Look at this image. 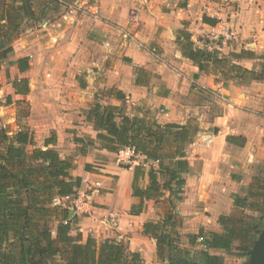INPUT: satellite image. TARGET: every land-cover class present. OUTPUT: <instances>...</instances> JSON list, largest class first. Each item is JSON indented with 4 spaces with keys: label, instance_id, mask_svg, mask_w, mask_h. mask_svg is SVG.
Returning <instances> with one entry per match:
<instances>
[{
    "label": "crops",
    "instance_id": "1",
    "mask_svg": "<svg viewBox=\"0 0 264 264\" xmlns=\"http://www.w3.org/2000/svg\"><path fill=\"white\" fill-rule=\"evenodd\" d=\"M167 1H170L167 8L147 10L145 7L136 8L138 0H100V14L110 23H104L96 16L97 9L92 12L93 17L88 23L82 16L75 18L68 27L63 25V21L40 23L38 27L45 28L36 29V34L32 32L33 36L24 43L28 42V51L26 48L24 53L21 52L16 61L29 57L36 63L50 57L55 63L50 62L49 66L61 65L63 70L60 74L53 73V79L40 93H36V86L31 84L29 95L21 96L14 92L9 95L14 101L30 103L28 128L35 134L37 147L44 148L45 140L54 134L57 144L51 147L57 149L62 158H72L61 152L68 137H72V144L80 148L75 138L96 139L97 135L83 111L97 102L120 106L122 103L116 98V92L125 96L128 105L147 102L152 107L162 108L161 111L168 110L165 115L157 116L158 123L180 125L188 121L179 118L184 109L180 105L182 95H189L196 89H212L226 94L229 102L224 115L215 117L208 124L212 126V133L205 123L194 143L188 147L190 172L185 175L183 200L178 202L176 209L179 219L184 221V233L194 235L202 228L207 232L220 233L222 228L218 218L237 209L232 195L243 194V189L251 183L254 168L264 161V81H253L247 86L232 82L236 85L221 88L215 83L213 75L200 73L189 58L193 49L188 57L184 56L188 42L179 35L177 39L176 34L178 30L186 31L194 46L203 49L202 39L213 34L214 29L226 21V15L236 12L233 25L239 32L238 39L228 44L216 43V48L224 54L251 51L256 56H264V0H222V3L217 0ZM131 7L136 14L134 18L140 20L137 35L141 42L129 45L123 17ZM205 17L216 20V24L204 23ZM205 47L211 48L208 45ZM155 50H158L157 54L153 53ZM238 64L248 70H259L260 61L241 59ZM139 69L156 73L158 76L153 77V81L158 79L159 86L149 83L146 78L145 83L138 85L136 72ZM196 74L200 75L198 80L194 79ZM26 77L20 74L16 79ZM48 106L56 111L50 120ZM229 137L236 140L228 142ZM92 148L90 155L88 149L85 153L79 150L72 175L99 182L102 190L95 196V210L91 217H73L72 234H81L85 241L89 237L87 229L93 228L91 237L98 244L106 241L123 243L129 251L139 253L145 264H157L156 241L144 234V225L154 219L158 208L154 207L153 201H149L144 203L140 215L131 214L132 206L140 203L132 195L134 170L136 166L145 165L144 159L136 156L132 161H122L118 154L99 149V145ZM197 161H200L198 170ZM96 162H101L98 164L100 169L94 167ZM122 162H126L125 167H121ZM87 165L93 166L92 171H86ZM147 185L146 176L145 187ZM209 192L220 195L217 205L209 204L214 202L210 200L213 195ZM149 203L152 206L147 208ZM188 206L197 209L186 211ZM199 207L217 213L213 221L201 214ZM111 212L120 214L116 230L102 224L104 216ZM212 251L219 250H210V253Z\"/></svg>",
    "mask_w": 264,
    "mask_h": 264
},
{
    "label": "trees",
    "instance_id": "2",
    "mask_svg": "<svg viewBox=\"0 0 264 264\" xmlns=\"http://www.w3.org/2000/svg\"><path fill=\"white\" fill-rule=\"evenodd\" d=\"M35 1L0 2V71L15 53L13 43L23 33L25 22L36 19ZM50 3L59 4L52 0ZM204 23L215 25L216 20L205 17ZM178 35L188 42L184 48V56L188 57L194 47L191 36L186 31ZM230 56L217 49L213 52L196 49L193 61L200 73L223 75L225 88L229 82L247 86L253 81H264V56H256L251 51ZM241 59H258L259 70L242 67L238 64ZM14 65L20 74L31 69L28 57ZM146 74L144 70L136 72L138 85L145 83ZM199 77L196 74L194 79ZM12 88L16 95L30 93L27 78L15 79ZM115 95L122 103L120 106L97 102L86 111L85 119L93 126L96 139L75 138L74 141L81 145L82 153L96 145L116 154L131 148L135 156L144 159L148 170L142 164L134 170L132 195L140 203L132 206L131 214L140 215L145 202L167 201L170 209L163 220L145 223L144 234L156 241L158 257L164 258L166 248L169 262L176 263L182 254L174 240L181 225L176 209L183 200L185 175L190 172L187 150L200 133L199 126L192 122L161 125L153 119L130 116L126 112L125 96L121 92ZM12 104L10 95L5 104L0 102V107ZM1 122L0 117V243L5 246L0 252V264H53L57 259L64 264H145L139 253L129 251L123 243L98 244L91 236L84 241L81 234L73 235V217L68 210L54 206V201L75 195L81 187L82 178L72 175L74 158H62L53 148L57 144L54 134L45 140L44 148H39L29 128L10 134ZM235 140L228 138V142ZM92 167L87 165L86 171H92ZM256 170L244 196L233 195L234 206L245 213L220 216V233L202 228L197 234L187 236L191 246L199 243L203 247L200 264H224L223 257L210 255V250L226 253L237 250L241 257H249L264 232V164ZM146 176L148 185L142 188L141 182Z\"/></svg>",
    "mask_w": 264,
    "mask_h": 264
},
{
    "label": "rangeland",
    "instance_id": "3",
    "mask_svg": "<svg viewBox=\"0 0 264 264\" xmlns=\"http://www.w3.org/2000/svg\"><path fill=\"white\" fill-rule=\"evenodd\" d=\"M1 1H7V0H0V2ZM52 1H57V2H59L60 5L59 4L57 5L55 3H50V0H36L35 1L36 19L35 20H27L25 22L23 33L13 43L14 49L16 48L15 53L4 64L2 70L0 71V102L2 104L6 103V98L8 96H10L9 95L10 92H11V94H13V92H14L13 88H12V83L20 75V73L17 70L16 65H14V63L16 62L17 57H20V53L21 52L24 53L26 48L28 51V48H29L28 42L26 43V45L24 43L27 40L28 41L30 40V36H33L32 32H34V34H36V29L43 30L45 28V27L39 28L38 26L40 23L46 24V23H49L50 21H51V23H57V22L62 23V21H63L64 22L63 25L68 27L69 25L71 26L72 23L74 22L75 18H77L79 16H82L83 19H86V22L88 23L89 19L91 17H93L92 12H94V10H96V9H97L96 16H99L98 18H100L104 23H110V21L108 19L102 17V14H100L101 8H102V7L100 8V6H101L100 0H52ZM118 1L121 2V0H118ZM184 1H186V0H182L181 2H184ZM217 1H218V3L223 2L222 0H217ZM169 2L170 1H167V0H138L136 8L143 9L145 7V9H147V10H152V9L154 10L155 8H160V9L161 8H167V6H168L167 4H169ZM117 9H119V8L117 7ZM114 10L116 11V9H114ZM126 11L127 12H126V15L123 17V20L126 22V26H127V27L124 26V28L125 29L127 28L126 37H127V40L129 41L128 43H129V45L140 43L141 42L140 37L137 35L139 30H140V25H139L140 20H136L133 18V17H136V14L134 13L133 7L128 8V10H126ZM110 12H111V10H110ZM149 13H150V15L154 16L151 12H149ZM235 14H236V12H233L232 14L226 15L227 19H226V21L224 20V23L229 22L230 26L238 34L239 32H238L237 28L233 25V19L235 17ZM132 19H134L133 22H132ZM178 32H180V30L177 31V34H176L177 39H178ZM239 36H240V34H239ZM213 37H214L213 34H210L209 37L202 39L203 45H204L203 49H206L210 52H213L216 49L219 50L218 48H216L215 44L216 43H222V40L216 39V38L213 39ZM177 42H179V41L177 40ZM205 45H208V47H211V48H207V47H205ZM196 49H199V47H197V48L195 46L193 47L194 53H195ZM153 53L157 54L158 50L153 51ZM221 53L223 55L229 57V58L231 57L230 56L231 54H236V53H229V52H228V54H224V52H221ZM48 58L49 59H47V60L41 59L42 61H38L36 63H34L33 59L30 58L31 69L28 72H26L25 75L27 76L26 78L29 81V86L31 84H34V86H36L35 87L36 93H40L42 90L46 89V87L49 84V81H51L53 79V73L59 72V74H60V72H62V70H63L61 65L58 67H55L56 64L54 66H49L50 62L55 63V61L53 58H50V57H48ZM139 70H142V69H139ZM145 72L147 73L145 75L146 76L145 78L149 81V83H152L154 86H159L158 79L153 81V77H157L158 75H155L156 73H154L152 70H148V71L145 70ZM213 79L215 80V83H217L221 88L225 89L224 83L226 81H225L223 75H218V76L213 75ZM153 82H155V83H153ZM234 84H232V82L231 83L229 82L227 88H229L231 85H234ZM187 87H189V86L187 85ZM186 92H188V90H186ZM182 96L183 97L180 100V105H182L184 107V109L181 113V116L179 117L180 120L181 121L188 120L187 123L192 122V124H197L199 126L200 130H201V126L202 125L204 126L205 123H206L205 126H207L208 124L212 123V121L215 117L224 115L225 106L229 102L228 101L229 97L226 94L223 95L218 90L212 91V89H209V90L196 89V90H192L189 95H182ZM2 107L0 108V117L2 118L1 124L3 126L7 127L10 134L16 133L19 130L23 129L24 127L28 128V120L31 117L30 116L31 115L30 103L28 101H24V100L14 101L13 100V104L11 106H2ZM46 109L49 111V115L51 116V117H48V120H50L56 111L54 109H51L49 106ZM161 109H159L157 107H152V105L150 103H147V102H140V103H137L135 106L126 104V112L128 115L139 116L141 118L153 119L156 121H157L158 115H160V114L165 115L167 112H169L168 110L161 111ZM40 110H41V108H40ZM86 111L87 110L83 111L84 116H86ZM76 120L78 121L79 119H76ZM161 125H165V124H161ZM41 126L42 127L45 126V123L42 124ZM209 127L210 128L208 131L210 133H212V131H213L212 126H209ZM70 140H72V137L67 138L64 146L61 149V152L63 155H67V156L70 155V156H72V158L75 159L77 157L81 147L76 148L75 145L72 144L74 142L70 141ZM29 150H31V148H29ZM88 150H89L88 155H90V153L93 151V148L88 147ZM114 160H115V162H117V158H115ZM100 163L101 162H99V163L96 162L95 164H97V165H94V167L100 169V167L98 166V164H100ZM125 163L126 162H122L120 164L121 167L126 166ZM263 164H264V161L261 162L260 164H258L254 168V170L251 174V177H252L251 183L253 182V178L256 174V171H257L256 169ZM195 165H196V169L198 170L200 168V161H197ZM77 166H79V165H77ZM94 172H97V171H94ZM83 179H85V178H83ZM90 182H91L90 185H93L92 183H94L95 181L94 182L90 181ZM101 186H102V184H101ZM141 187L142 188L145 187V180H143L141 182ZM247 188L243 189V191H242L243 196H244ZM209 194L213 195V197H211L210 200L214 201V202H209V204H212V203L216 204L219 202L218 201V198H219L218 195L219 194L216 195V193H214V192H209ZM232 198H233V195H232ZM154 204H155L154 207L158 208L157 209L158 211L154 215V219L152 221L153 222H159V220L160 221L163 220L165 214L167 213V211H169L170 208H169L167 201H163L161 204L160 203L156 204L154 202ZM146 206H147V208L151 207L152 203H149ZM189 208H190V206H188V209L186 211H188ZM62 209H65V208H62ZM190 209L194 211L197 209V207L192 206ZM65 210H68V209H65ZM199 210L202 211V212H200L201 214L206 215L208 217V219H210L211 221H213L214 215L217 214V213H214V211L212 212L210 210H205V209L200 208V207H199ZM226 211L228 212V207H226ZM230 213H231L230 215H242V213H245V212H242L241 210L236 209L234 211H231ZM246 213H248V212H246ZM70 214H71V217H74L72 212H70ZM180 220H181V223H180L181 225H180L179 229H177V232L179 233V235L177 237H175L174 240L176 241V247L180 248L182 254H180V256L178 257L179 259L177 260L176 263H174V261L172 263H170V262L168 263L167 261H169L168 260L169 256H168V253L166 251V248H164V252H163L164 258L158 257L157 258V264H200L199 258H201V251H203V247L201 245H199V243L196 246L190 245L189 240L187 238V236L189 234L184 233V226H183L184 221H183V219H180ZM89 236H91V235H89ZM209 253H210V251H209ZM210 255L223 257L224 264H247L250 261V255H249V257H241V252L237 251V250H233L230 253H226L222 250L212 251L210 253ZM53 264H64V263H62L61 261H59L57 259V260H55V262Z\"/></svg>",
    "mask_w": 264,
    "mask_h": 264
},
{
    "label": "built area",
    "instance_id": "4",
    "mask_svg": "<svg viewBox=\"0 0 264 264\" xmlns=\"http://www.w3.org/2000/svg\"><path fill=\"white\" fill-rule=\"evenodd\" d=\"M97 14V10L95 12ZM134 18V17H133ZM135 19V18H134ZM132 19V22L133 20ZM238 34L230 26L229 22H225L214 29L213 36L216 39L222 40L223 43H231L238 39ZM134 150L125 148L118 153L119 160L132 161L135 158ZM89 179H83L80 189L75 195L59 198L54 201V206L68 209L74 216L91 217L95 210L94 199L95 196L101 193L102 186L99 182L92 183ZM102 224L112 230H116L120 223V214L118 212H111L104 216ZM88 235L94 233L93 228L87 230ZM4 245L0 243V252L4 249Z\"/></svg>",
    "mask_w": 264,
    "mask_h": 264
},
{
    "label": "water",
    "instance_id": "5",
    "mask_svg": "<svg viewBox=\"0 0 264 264\" xmlns=\"http://www.w3.org/2000/svg\"><path fill=\"white\" fill-rule=\"evenodd\" d=\"M194 50L190 53V59L194 60ZM247 264H264V232L259 236L254 248L250 252V261Z\"/></svg>",
    "mask_w": 264,
    "mask_h": 264
}]
</instances>
